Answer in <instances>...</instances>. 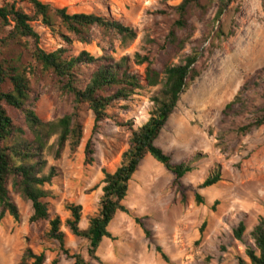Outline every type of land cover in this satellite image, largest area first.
<instances>
[{
    "label": "rangeland",
    "instance_id": "1",
    "mask_svg": "<svg viewBox=\"0 0 264 264\" xmlns=\"http://www.w3.org/2000/svg\"><path fill=\"white\" fill-rule=\"evenodd\" d=\"M70 14H95L122 22L138 31V38L124 47L118 38L95 29L90 44L75 42L72 54L86 51L94 57L105 54L116 61L123 57L132 60L144 54L148 40L161 39L169 20H160L154 14L164 5L161 0H41ZM4 0H0V6ZM180 2H170L176 6ZM30 13L31 9L24 5ZM238 9H240L238 13ZM217 6L208 17L192 19V44L176 56L171 51L160 53L158 62L179 65L191 54L194 46L202 44L208 50L218 30L225 37L216 41L211 54L202 61V75L181 96L175 113L162 131L157 146L181 164L199 157L195 170L181 181V189L173 186L174 176L152 157H147L133 178L124 205L130 213H118L109 227L113 239H105L97 260L88 256V242L74 237L65 226L70 218L69 204L83 208L81 229L89 227L90 218L97 214L103 195L104 173H114L123 162L129 149L132 123L135 130L150 119L154 104L152 98L161 90L145 87L129 102L109 110V117L95 130L94 114L82 108L84 139L77 153L68 147L60 160L46 154L48 168L55 167L58 177L47 187L53 198L48 202L53 215L63 222L67 247L86 258L89 264H251L247 249L254 247L251 233L264 219V127L245 137H233L226 153L218 146L223 132L222 112L233 101L243 84L258 70L264 68V0H236L214 26L212 36L205 41L212 29ZM43 36V46L56 50L61 41L33 24ZM234 31V35L230 36ZM205 41V42H204ZM133 72L145 76L146 65H132ZM32 107L44 122L63 118L72 112V101L64 96L50 77L34 83ZM16 122L23 126L21 114ZM27 135L29 131L25 128ZM54 138L50 145L54 144ZM91 144L93 163H86V148ZM222 171V182L209 189H199L205 180ZM205 199L198 205L196 194ZM10 195L18 206L21 220L16 223L7 215L0 219V264H20L30 247L35 253L47 254L46 264L55 259L59 264H75L74 260L60 254L58 247L45 241L47 222L31 224L32 205L25 202L10 187ZM185 195V202H183ZM216 205V210L212 208ZM1 213V209H0ZM140 218L151 233L148 238L136 223ZM207 223L202 233L203 225ZM241 223L246 226L243 241L235 238L234 231ZM161 247L170 262L166 263L156 251Z\"/></svg>",
    "mask_w": 264,
    "mask_h": 264
},
{
    "label": "trees",
    "instance_id": "2",
    "mask_svg": "<svg viewBox=\"0 0 264 264\" xmlns=\"http://www.w3.org/2000/svg\"><path fill=\"white\" fill-rule=\"evenodd\" d=\"M180 2L170 6V2ZM164 7L155 12L160 20H169L163 38L148 40L144 54H137L132 60L123 57L116 61L110 55L99 58L83 51L78 56L72 54L75 42L90 44L95 29L118 38L124 47L138 38V31L120 21L107 19L95 14H70L67 9H58L41 0H4L0 6V219L7 215L16 223L21 220L18 206L10 195L12 191L25 202L32 205L31 224L48 223L44 234L45 241L55 244L60 254L74 260L75 264H89L83 255L67 247V235L62 230L63 222L53 215L51 205L53 193L47 187L58 177L55 167L49 169L46 154L60 160L69 147L77 153L84 139L82 108L87 107L95 117V130L108 119V111L122 103L129 102L145 85L150 88L161 86V90L152 98L154 104L149 121L135 130L128 124L131 132L129 149L123 155L122 165L114 172L103 171V195L96 215L90 218L89 227L81 229L83 208L69 204L66 210L70 218L65 226L71 234L88 242V256L97 260V252L105 239H113L109 227L118 213L129 214L124 205L131 182L141 163L152 157L174 176L173 186L181 189V181L195 170L199 157L181 164L173 163L172 157L157 146L162 131L175 113L181 96L202 75V61L206 53L211 54L216 41L225 37L218 30L212 38L211 47L206 50L202 44L194 46L191 54L181 60L177 66L160 64L158 55L171 51L173 56L183 52L191 45L193 35L192 19H204L214 6L217 12L214 25L207 33V41L214 32L216 23L236 0H161ZM24 5L31 9L28 13ZM238 13L240 9L237 10ZM35 23L50 31L62 46L56 50H47L43 46V36L35 29ZM234 35V31L230 36ZM204 41V42H205ZM146 65L144 78L133 72L132 65ZM50 77L64 96L72 101V112L61 119L44 122L32 107L35 93L34 83ZM21 114L23 126L16 122L15 115ZM223 132L218 146L222 153L228 150L229 141L250 135L264 127V68L258 70L243 84L233 101L222 112ZM29 131V135L25 130ZM56 138L54 144L51 141ZM94 152L91 144L86 148V163H93ZM222 182L219 167L208 177L199 189H209ZM196 202L204 205V197L197 193ZM185 202V195H183ZM213 210H216V205ZM136 223L144 230L148 238L151 233L140 218ZM207 227L205 223L201 232ZM246 226L241 223L234 231L235 238L244 240ZM254 247L247 249L251 264H264V219L251 233ZM156 251L166 263L170 260L161 247ZM45 251L35 253L27 248L20 264H46ZM52 264H59L55 259Z\"/></svg>",
    "mask_w": 264,
    "mask_h": 264
}]
</instances>
